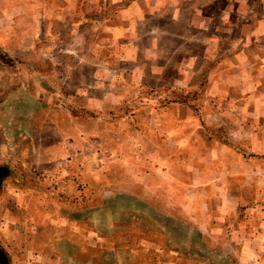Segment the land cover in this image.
Returning a JSON list of instances; mask_svg holds the SVG:
<instances>
[{
    "label": "rangeland",
    "instance_id": "obj_1",
    "mask_svg": "<svg viewBox=\"0 0 264 264\" xmlns=\"http://www.w3.org/2000/svg\"><path fill=\"white\" fill-rule=\"evenodd\" d=\"M9 264H264V0H0Z\"/></svg>",
    "mask_w": 264,
    "mask_h": 264
},
{
    "label": "flooded vegetation",
    "instance_id": "obj_2",
    "mask_svg": "<svg viewBox=\"0 0 264 264\" xmlns=\"http://www.w3.org/2000/svg\"><path fill=\"white\" fill-rule=\"evenodd\" d=\"M8 169H5V166H0V184L3 182L5 177L8 175ZM0 264H9L6 257L3 255V253L0 251Z\"/></svg>",
    "mask_w": 264,
    "mask_h": 264
}]
</instances>
